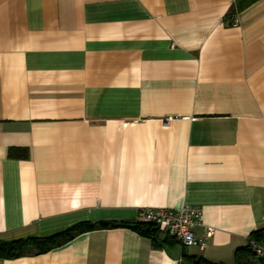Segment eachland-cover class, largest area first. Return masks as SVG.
Wrapping results in <instances>:
<instances>
[{
    "label": "crops",
    "instance_id": "1",
    "mask_svg": "<svg viewBox=\"0 0 264 264\" xmlns=\"http://www.w3.org/2000/svg\"><path fill=\"white\" fill-rule=\"evenodd\" d=\"M234 2L0 0V240L110 224L0 264H236L264 230V0ZM188 206L206 247L126 227Z\"/></svg>",
    "mask_w": 264,
    "mask_h": 264
},
{
    "label": "trees",
    "instance_id": "2",
    "mask_svg": "<svg viewBox=\"0 0 264 264\" xmlns=\"http://www.w3.org/2000/svg\"><path fill=\"white\" fill-rule=\"evenodd\" d=\"M257 0H235L232 13H230V19H235L236 15L243 10L247 9L249 6L254 4ZM234 21V20H233ZM28 151L26 149L11 148L9 150V158L12 159H28ZM110 224H91V223H81L67 229L64 232L58 233L49 237H27L13 241L0 240V259L2 260H15L31 254H45L51 250L62 246L65 243L73 240L76 236L84 234L89 231H93L100 227H108ZM112 226V225H111ZM115 227V226H113ZM126 227L133 229L145 236L151 237L154 241L158 240L159 231L143 222L136 224H129ZM149 228V231L146 229ZM257 242L264 240V230L256 232L252 237ZM256 259L255 264H264V260L258 259L255 254H253L249 247L240 254L237 255L236 264H254L250 260ZM193 264H214L206 259H199L194 261Z\"/></svg>",
    "mask_w": 264,
    "mask_h": 264
},
{
    "label": "built area",
    "instance_id": "3",
    "mask_svg": "<svg viewBox=\"0 0 264 264\" xmlns=\"http://www.w3.org/2000/svg\"><path fill=\"white\" fill-rule=\"evenodd\" d=\"M144 224L155 227L158 231L166 233L171 239L180 243L183 247H206L213 237L214 230L205 227L203 213L198 207H184L180 210H168L166 208H149L140 213ZM204 232L200 238L196 235L198 228ZM249 249L258 259L264 260V241L249 240Z\"/></svg>",
    "mask_w": 264,
    "mask_h": 264
},
{
    "label": "water",
    "instance_id": "4",
    "mask_svg": "<svg viewBox=\"0 0 264 264\" xmlns=\"http://www.w3.org/2000/svg\"><path fill=\"white\" fill-rule=\"evenodd\" d=\"M146 231H149V228H147Z\"/></svg>",
    "mask_w": 264,
    "mask_h": 264
}]
</instances>
